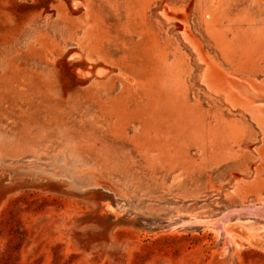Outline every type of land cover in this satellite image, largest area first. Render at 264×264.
<instances>
[{
  "label": "rangeland",
  "instance_id": "obj_1",
  "mask_svg": "<svg viewBox=\"0 0 264 264\" xmlns=\"http://www.w3.org/2000/svg\"><path fill=\"white\" fill-rule=\"evenodd\" d=\"M248 205L264 0H0V264H264Z\"/></svg>",
  "mask_w": 264,
  "mask_h": 264
},
{
  "label": "bare ground",
  "instance_id": "obj_2",
  "mask_svg": "<svg viewBox=\"0 0 264 264\" xmlns=\"http://www.w3.org/2000/svg\"><path fill=\"white\" fill-rule=\"evenodd\" d=\"M242 208V207H241ZM246 211L250 212V213H253V212H258V214H255V215H259V216H263L264 214V210H263V206H260V207H255V208H251V206H246V207H243ZM240 209V208H239ZM234 211L236 212H240V210H232L231 212L235 213ZM223 215V219H211V218H205L203 219V221L207 224H215L216 227H219V228H224V222L228 219V217H230V213L229 212H225Z\"/></svg>",
  "mask_w": 264,
  "mask_h": 264
},
{
  "label": "water",
  "instance_id": "obj_3",
  "mask_svg": "<svg viewBox=\"0 0 264 264\" xmlns=\"http://www.w3.org/2000/svg\"><path fill=\"white\" fill-rule=\"evenodd\" d=\"M208 217V216H207ZM206 217V218H207ZM194 219H196V218H198L197 216L196 217H193ZM208 218H210V217H208ZM215 218H217V219H223V215L221 214V215H218L217 217H215Z\"/></svg>",
  "mask_w": 264,
  "mask_h": 264
}]
</instances>
